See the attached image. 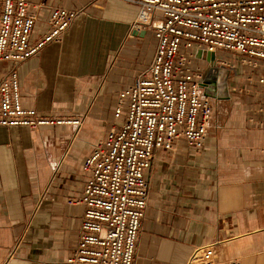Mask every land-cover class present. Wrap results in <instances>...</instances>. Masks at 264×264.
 <instances>
[{
	"label": "crops",
	"instance_id": "1",
	"mask_svg": "<svg viewBox=\"0 0 264 264\" xmlns=\"http://www.w3.org/2000/svg\"><path fill=\"white\" fill-rule=\"evenodd\" d=\"M27 1L37 15L32 42L45 33L52 8L82 13L60 42L19 65L22 104L42 117L83 118L78 129L0 127V264H65L84 211L66 204L81 194V164L112 125L118 93L150 65L156 42L150 30L129 33L133 4ZM5 68L0 65V75ZM231 86L228 100L212 101L201 150L183 141L174 151L155 150L134 264H184L209 244L224 259L264 264V117L254 116L260 124L249 120L260 96Z\"/></svg>",
	"mask_w": 264,
	"mask_h": 264
},
{
	"label": "built area",
	"instance_id": "2",
	"mask_svg": "<svg viewBox=\"0 0 264 264\" xmlns=\"http://www.w3.org/2000/svg\"><path fill=\"white\" fill-rule=\"evenodd\" d=\"M118 1L137 7L129 33L150 30L155 51L148 68L118 93L112 125L81 164L86 175L81 194L66 204L84 211L65 264H134L155 150L174 151L183 141L198 152L205 144L213 114V99L203 94L209 66L227 72V88L230 80L238 93L264 94V0ZM81 13L52 8L45 33L32 42L37 15L28 1L0 0V65L6 66L0 75V127L81 126L83 117L51 119L24 107L18 80L19 65L60 42ZM219 52L233 58H219ZM209 54L212 65L206 61ZM259 152L264 170V141ZM184 264L240 262L224 259L209 244L194 249Z\"/></svg>",
	"mask_w": 264,
	"mask_h": 264
},
{
	"label": "water",
	"instance_id": "3",
	"mask_svg": "<svg viewBox=\"0 0 264 264\" xmlns=\"http://www.w3.org/2000/svg\"><path fill=\"white\" fill-rule=\"evenodd\" d=\"M133 35H144V31L137 32L134 31ZM200 56V52L197 53V57ZM214 60V55L209 54L206 56V61L212 65ZM227 72L223 70H218L213 66H209L204 74L203 78V94L213 100H228V90H227Z\"/></svg>",
	"mask_w": 264,
	"mask_h": 264
},
{
	"label": "rangeland",
	"instance_id": "4",
	"mask_svg": "<svg viewBox=\"0 0 264 264\" xmlns=\"http://www.w3.org/2000/svg\"><path fill=\"white\" fill-rule=\"evenodd\" d=\"M218 57L219 58H226V59L233 58V56L231 54H226L224 52H219ZM228 84L230 85L231 83H228ZM242 100H244V99L242 98ZM259 110H261V111H259ZM249 112L251 113V119H249L250 121L252 120L256 124L262 123V121H260V120L259 121L255 120V117H258V114H260V116L264 117V98H261V95H260L259 103L258 104L255 103L253 108H249ZM221 257H222V255H221Z\"/></svg>",
	"mask_w": 264,
	"mask_h": 264
}]
</instances>
